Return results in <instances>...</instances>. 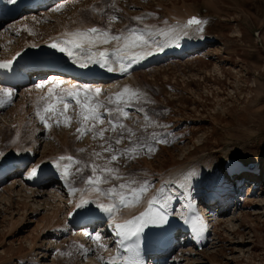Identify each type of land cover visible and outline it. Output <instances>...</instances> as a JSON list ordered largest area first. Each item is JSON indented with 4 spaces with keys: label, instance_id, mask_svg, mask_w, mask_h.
<instances>
[{
    "label": "rangeland",
    "instance_id": "1",
    "mask_svg": "<svg viewBox=\"0 0 264 264\" xmlns=\"http://www.w3.org/2000/svg\"><path fill=\"white\" fill-rule=\"evenodd\" d=\"M59 1L61 0L49 1L28 13L23 10L1 21L0 30H5L7 26L11 31L7 33L8 36L18 39L25 30L33 38H37L29 29L35 26L34 20L39 24L36 28L42 27L47 32L60 26L57 24L55 27L53 21L59 18L58 23L63 20L67 27L71 26L70 29L93 24L102 29L110 27L112 34L129 28L145 27L169 31L179 25L172 22L173 17H181L183 14L187 18L197 17L206 21L202 25L203 32L198 31L196 26L175 32L177 39L183 34H193L203 41L202 47L200 40L199 49L197 47V50L182 55L180 59L170 55L172 57L168 56L162 62H151L147 66L129 70L125 82L116 83L108 91L103 89L98 97L103 101L107 95L118 93L129 86L131 89L141 90L149 100L154 101L141 102L128 108L129 118L122 122L136 132L137 137H147L154 132L158 137H166L169 142L156 144V151L152 155H140L135 159L121 157L111 165L125 176H133L140 182H150L151 188L144 199L162 183L169 184V187L175 185L179 174L184 178L187 173H193L190 179H197L198 175L204 174L207 166L216 168V176L219 177L217 183L224 184L222 182L226 179L221 171L224 157L236 158L249 154L264 157V0H77L78 7L75 5L70 11L61 9L50 14L49 19L40 18L38 10L52 8ZM94 9H103V12ZM148 13L153 15L147 16L142 22L133 19ZM54 14L56 17H53ZM113 15L118 20L110 24L109 17ZM154 39L160 41L166 40V37L156 36ZM1 42L0 40V46H14L17 43L10 40H4L3 44ZM111 45L114 47V44ZM34 79L42 78L38 75ZM30 82L28 80L17 89V94L25 90L22 100L16 96L11 102L17 105V110H13V104L7 102L0 108V153L13 155L9 150L11 147L17 146L16 150H20L21 145L24 142L25 145L30 143L31 135H35L38 140L35 146L37 155L32 162L42 161L49 155L68 150L76 160L91 164L95 159L92 153L101 152L100 145L104 141L99 137L94 140L91 133L77 139L76 130L80 123L79 109L75 106L70 107V126L45 129L36 115L38 109L43 111L45 99L40 100L36 107L29 109L27 105L25 109V103L29 104L30 94H37L40 90L37 86H31L32 89L28 91L26 88ZM60 88L63 87L59 86L54 92ZM31 99L38 102L40 96L35 95ZM34 100L30 102L35 104ZM107 107L114 105L108 104ZM138 108L145 109L147 115L162 126L148 127L145 130L144 113L137 111ZM11 110L13 114L18 113V116L24 118L20 125H11L6 118ZM3 116L5 119H1ZM104 127H107V123L98 124L94 130ZM123 135L125 139L119 145L115 144V139L121 136L119 129L115 132L106 131L104 139L111 138L109 142L114 148H128L131 146L126 138L128 134L124 132ZM80 149L85 151L81 152ZM103 155L108 157L109 154ZM95 162L104 163L102 159H95ZM28 165L19 170L18 175L10 174L0 179V264H85L84 261L77 260L80 249L69 235L59 237L57 245L50 242L52 236L47 239L36 238L38 229L35 231V223L43 221L44 212L47 214L50 207L44 209L42 205L40 212L31 218L28 201L34 200L22 189V178ZM184 165L191 169H184L179 173V168ZM79 167L80 164H73L70 171L76 173ZM91 175V168L86 167L69 179L74 181V187H78ZM13 179L18 182L15 184L17 186L11 187L10 181ZM247 179L236 177L229 181L231 183H226L231 184L230 186L233 183L235 188L227 196V207L220 208L222 210L217 212L215 206H211L209 213L217 217V221L212 225L209 240L203 243L205 245L190 244L193 255L182 254V248L178 244H184L186 240L181 235L175 240L173 248L162 255H177L178 264H264V174L260 178ZM118 183L119 181H112V184ZM109 186L102 185L104 188ZM54 187L53 180L44 190H54ZM19 190L22 192L16 195ZM8 194H12L11 197ZM66 196L62 193L59 201L64 202ZM63 205L65 208L66 205ZM14 226L21 230L13 232ZM97 232L99 231L95 229L94 233ZM33 239L36 240V247L31 252L26 240ZM107 245L110 250L98 244L95 246L96 253L104 261L113 257L114 253L111 251L114 245ZM103 249L107 251L104 252ZM148 260L145 259L146 264Z\"/></svg>",
    "mask_w": 264,
    "mask_h": 264
},
{
    "label": "snow or ice",
    "instance_id": "2",
    "mask_svg": "<svg viewBox=\"0 0 264 264\" xmlns=\"http://www.w3.org/2000/svg\"><path fill=\"white\" fill-rule=\"evenodd\" d=\"M9 3H15L16 0H8ZM115 6L114 4L112 5ZM64 7L61 4L59 7L53 8V12H58ZM103 12V9L95 10ZM152 13H148L145 16L134 17L137 22H142L147 16H152ZM118 17L110 16L109 22L117 21ZM167 24V21H165ZM206 24L197 17L189 18L184 25H177L171 28L169 31L160 29H150L145 27L144 29L129 28L125 31H121L118 34H112L109 29H102L97 27H91L87 29H77L71 33H64V37L69 38H56L48 46L61 52L72 60V63L79 65L82 68H87L91 64L99 65V67L106 69L108 72H113L118 65L120 73H128L133 65L140 64L144 59L149 58L158 51H162L164 47L170 46L169 41L165 40L161 43L158 39H154L156 36L172 37L178 29H188L196 26L197 30L203 32L202 25ZM31 34V33H30ZM99 44H114L111 49L98 50ZM97 49V50H94ZM19 55V54H17ZM13 61L0 62V68H11ZM52 87L48 88L46 97L52 98V94L56 88L63 85L65 81L57 79ZM38 88L43 85H37ZM102 90L100 87H93L88 84L77 87L72 85L70 88L62 89L56 99L59 103L63 104V109L67 110L70 106H75L79 109L78 122L80 127L77 128V139H82L84 135L91 133L92 138L95 140L99 137L104 141L100 148L101 152H93L92 156L95 159H102L103 164H98L95 159L91 164H86L82 161L76 160L72 156H59L53 162L54 167L60 173L61 178L65 181L66 186L69 188L70 195L76 196L79 194L78 201L74 207L77 209H84L83 218L89 220L97 215L95 209H99V212L103 213L108 220H110L111 227L115 232V235L119 238L118 247L123 249L127 255L121 256L119 253L103 262V264H143L141 257V241L145 239L144 229L150 225L163 226L168 223V213L166 211V203L161 201L157 209V201L164 195L165 189L162 186L161 189L152 197L146 200V208L139 215L133 216L130 219H123L122 217L118 221V215L124 208L137 207L141 203L145 202L148 191L151 188L150 182H140L133 176L123 175L118 168L112 167L113 162L118 161L121 157L125 159H135L140 155H152L156 151V144L168 143L166 137H158L156 133H152L147 137H137L136 132L127 128L122 122L129 118L128 108L133 107L135 104L154 103L147 98V94L139 89H131L129 86H125L120 92L110 94L105 97V100H100L98 97L101 95ZM13 92L9 88H0V108L5 106L7 102H12ZM108 104L114 105V107H107ZM139 112L144 113L143 128L146 130L148 127L162 126L147 115L145 109H136ZM45 114L42 115L38 109L36 112L41 124L45 129H50L53 125L48 123V119H54L55 126L59 127L70 126L71 117L65 116L64 111L58 109L55 105L49 104L44 108ZM107 123V127L100 128L98 131L94 130L97 125H104ZM121 131V136L115 139V144L119 145L123 143L125 139L123 133L127 132V139L130 143V147L120 149L114 148L109 140L104 139V133L106 131L115 132ZM79 151L83 152L84 149ZM108 153V157L103 154ZM3 153H0L2 156ZM66 162V163H61ZM73 164H80L81 167L76 169V173L82 172L84 168H91L92 175L87 177L84 181V187L76 188L73 186L74 181L70 180V176H74L76 173L70 171ZM39 166L31 168L28 174V178L32 179L37 175ZM193 173H187L184 176L185 181L189 180ZM119 181L118 184H112V181ZM102 185H110L107 188ZM90 194H94L95 198L88 200L85 197ZM89 204H94L95 209L88 207ZM90 239L94 242L102 240L100 233L90 234L86 233ZM100 247H105L103 244H99ZM83 249V246H80ZM103 260V258H101Z\"/></svg>",
    "mask_w": 264,
    "mask_h": 264
},
{
    "label": "bare ground",
    "instance_id": "3",
    "mask_svg": "<svg viewBox=\"0 0 264 264\" xmlns=\"http://www.w3.org/2000/svg\"><path fill=\"white\" fill-rule=\"evenodd\" d=\"M79 1H77V0H61L57 3V5L55 4L52 8L38 10V15L40 16V18L49 19L50 14L55 13L52 11L53 8L59 7L61 4H63L64 7L62 9H69V11H70L73 9V7L75 5L77 6V4H78L77 2H79ZM71 12H73V11H71ZM35 17H37V16H35ZM35 17H33V18H35ZM53 17H56L55 14L53 15ZM40 18H39V20H40ZM58 19L59 18H55L53 21L55 23V27H57V24H60V26L57 28H54L55 29V30L53 29L54 31H49V32L42 29V27L36 28L39 26V24L37 23L36 20H34L36 27L33 25L34 27L31 26L32 28H29V29L34 32V35H36L37 38H33L31 36L32 34H29L28 32H26V30L24 32L22 30L23 33H21V36H18V39H15L16 37H14V36H8L7 33H11V31L8 30L7 26L5 27V30H0V40L2 42L4 40H10V42H17V43H15L14 46H8V45L6 46L5 44H4L5 46L4 45L0 46V62L13 61L11 68H8V69L11 71L13 68H15L17 65H19L18 67H16V70H17V73H21V71H22V66H21L22 60L27 55H29L36 46H44L46 44H50L58 37L70 39V37H64L63 34L64 33H71L70 31L66 30L67 28L70 29L71 26L67 27L66 23L62 22L63 20H61V23H58L59 22ZM188 19L189 18L185 17L184 14L181 17L176 15L175 17H173L172 22L178 23L179 25L182 26L186 23V21ZM39 20H38V22H39ZM0 25H1V21H0ZM23 26H24V24H23ZM83 28H86V27L83 26ZM173 36H175V39H172V37H166V40L169 41L170 46L164 47V49L162 51L156 52L154 55L150 56L149 58L144 59L142 63L133 65L131 68L144 66V65H147L148 63H151V62L161 61V60H164L168 56L172 57L170 55H174L173 56L174 58H178L183 53L189 52V51H194V49H196L198 46H200V40L197 39V37L194 36L193 34H191V35L189 34V35H185V36L183 34V36H181V38H178V39H177V34L174 33ZM33 39H35L36 41H34ZM183 39H185V40H183ZM160 42L164 43L165 39L160 40ZM97 48H98V50H104V49L111 50L113 48V46L111 44H107V45L99 44L97 46ZM94 50H97V49H94ZM17 54H19V55H17ZM175 56H178V57H175ZM69 63L73 64L72 62H69ZM75 65H77V64H75ZM77 66H79V65H77ZM25 67L27 68V65H25ZM114 67H116L117 70H115L113 72H108L106 69L101 68V67H99V65H96V64H91L87 68H82L87 73H99L105 77L106 76L115 77L113 80H110L106 83H104L105 78H101V77L88 79V81H93V82L81 83L79 81H76L75 79L68 77V76L58 75V74L57 75L50 74L45 78V80L43 78L41 80H43L44 83H48L49 81H52L53 83H55V81L57 79H59V80L65 81V83L63 85H60L62 87H70L73 83H78L79 85L88 84V85H91L93 87H100L101 90L106 88V91H108L107 89H109L111 87L113 89V87L116 83H118V82L121 83V81L125 82L126 77H127V73L122 74L119 72L118 65L114 66ZM6 73H7V69L0 68V88H4V87H1V85H5L6 86L5 88H9V85L4 82ZM36 76H38V75H36ZM36 76H34V78ZM118 78H120V79H118ZM116 79H118V80H116ZM125 84H124V86H125ZM34 88H36V87H34ZM9 89H11L13 92L12 100L16 96H18L19 99H21V100L24 98V93H25L24 89L21 90L18 94H17V92H15V89H12V88H9ZM118 89H119V87H118ZM35 94H36V92H35ZM38 94H41V93L39 92ZM33 100L31 99L32 102H33ZM34 102H36V101L34 100ZM12 104L13 103H10V105H12ZM31 104H33V103H31ZM12 108H13V110H17V105L13 104ZM13 110H11V112H9V116H7L6 118H8V121L10 122L11 125L13 123L20 125L22 120L24 121V118L21 117V115L18 116L17 115L18 113L16 115L13 114ZM14 113H15V111H14ZM1 119H5V117L3 116ZM1 121H3V120H1ZM35 144H36V141L32 145H35ZM23 153L24 154H22V153L18 154V152H17V153H14L13 155L10 154V156L7 153V154L0 156V167L6 166V165H9L12 163H16L21 159H29V161H32L34 159V157L36 156L35 155L36 151L31 146L25 148ZM248 156H251V158L249 160V162H251L252 160L257 159L258 155L257 156L248 155ZM224 158L227 159L228 157H224ZM230 158H232V157L230 156ZM55 160H56V158L51 157L49 159H44L42 161L37 160L35 162H32L30 167L27 169L26 173L24 174V176L22 178V181L24 183L23 184L24 187L22 189H24V192L26 194H28V196L34 200V202L32 200H31V202L28 201L29 205L31 206L30 212H29L31 214V218H34L33 215H36L40 212L39 210L41 209L40 207L42 205L44 206L43 207L44 209L46 207H50V209L47 211V214L44 212L43 221L41 222V220H40L39 221L40 223L39 222L35 223V227H34L35 231H37V229H38V232L35 234L36 238L39 237L38 239H40V238L47 239V238H50L52 236L53 239L50 240V242L52 244L57 245L59 242L58 241L59 237H61L63 235H69L71 240H73L80 249L79 255L77 254V256H78L77 260L80 262L84 261L85 264H103L104 259L101 260V256L98 255L96 253V250H95V246L97 244L98 245L103 244L105 246L104 248H106L108 246L107 244H110V245L113 244L114 245L113 250H111V251H114V253L112 254L113 257L116 256L118 253L121 256L127 255V253H125L123 251V249L118 247L119 238L115 235V232L113 231V229L111 227L112 222L110 220H108V218L103 213L99 212V209H95L94 204H89L88 207L95 209L97 215L95 217L89 219L88 221H85L83 219L84 209H77L74 207L75 203L78 201L79 194H77L76 196L70 195L69 188L66 186L65 181L61 178L60 173L54 167L53 162ZM61 163L63 164L66 162H61ZM37 165L39 166L37 175L35 177H33L32 179H29L28 174L31 171V168L36 167ZM244 166L247 167V164H244ZM177 170H179V169H177ZM19 172H20L19 170L12 171L10 174H12V175L17 174L18 175ZM245 172H249V170L248 171L245 170ZM48 173H52V174H54V176L49 177L47 175ZM179 173H181V172L179 171ZM215 175H216V172H215L214 166H212V167L206 169L205 174H203L202 177H199V180H197L199 175L197 176V179H195V180L190 179L187 181H185L183 176L178 177L176 175L177 178L175 180L176 181L178 180L176 186L169 187V184H165V187H164L165 193L157 201L156 207L158 209L159 203L161 201L166 203V206H167L166 211L168 213V223L166 225L159 226V227L150 225L144 229L145 239H142V241H141L142 252L144 250H147V248L150 246L153 247L152 246L153 244H156L157 248L163 247L161 242L164 243V241L166 240L167 235L165 234V232L168 230L169 226H171V228L173 227L174 231H176V234L177 233L183 234L184 238L186 239V242L184 244H182V242H181V244H178L182 248V250L180 249V251H182L180 253H182V254L193 255V248H192V246H190V244L191 245L193 243L203 244L204 242L209 240V234H211V227L217 221V217H215L214 215H210L209 211H207V209H206L207 206H205V205H208V203H210L211 201L209 199H206V201H205V199H204L205 194L201 193L202 189H201L200 184L203 183V179L205 180V178H208L206 185H208L211 189H213V187H214L213 177ZM51 178H54V181H55L54 190L50 189L49 191L46 192L44 189L53 181V180L50 181ZM16 182H18V180L17 181H15V179L11 180L10 181L11 187L17 186V185H15ZM202 186H204V185H202ZM82 187H84V185H82L78 188H82ZM160 189H161V187H158L155 192L152 191V193L148 196V198L155 195ZM20 192H22V190H19L18 192H16V195H19ZM62 193H65V195H67L65 197V199L63 200L64 202L59 201V199L62 198ZM8 195H10V194H8ZM11 195L9 197H11ZM224 195L220 194V197L218 198L220 203H222V196H224ZM85 198L88 200H92L95 198V195L90 194L89 196H87ZM148 198L144 199L145 202L141 203L137 207H131V208H126L125 210H122V212L118 215V221L120 220L121 217L123 219H130L133 216L139 215L142 211L145 210L146 200ZM188 198H190V203H193L194 205H190L189 202H186V200ZM55 202H56V204H54ZM63 204L66 205L65 208H63V206H64ZM194 208H197V214L192 211ZM189 212H192L196 215V217L190 219L191 224L194 227L196 226V230L194 233L186 230L187 227H186L185 222L187 221V214ZM198 213L201 217H198ZM185 214H186V216H185ZM27 219H26V221H27ZM28 224H29V222H28ZM229 224L232 225L230 222H229ZM17 226H14V228L12 229V231L15 233H17V231L21 230L20 227L18 228ZM95 229H97L99 231L98 233H100L102 236V240L99 242H94L92 239L89 238L88 235H86V233L95 234L94 233ZM10 233H11V231H10ZM156 238L159 240H157ZM26 241L29 243L30 251L33 252L35 247H36V240L33 239V240H26ZM64 241H66V240H64ZM61 244L63 245L64 243H61ZM168 244H170V242ZM81 245L83 246V249H81V247H80ZM108 249H109V247H108ZM103 250H104V252L107 251L105 249H103ZM184 251H186V253H184ZM150 258H149L148 264H178V259H177L178 256L177 255L174 257L173 256L168 257L165 255H155V256H151Z\"/></svg>",
    "mask_w": 264,
    "mask_h": 264
}]
</instances>
